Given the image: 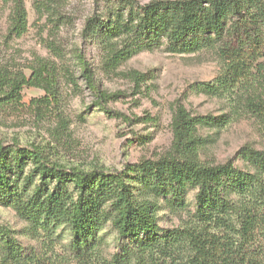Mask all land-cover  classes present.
<instances>
[{
  "label": "trees",
  "instance_id": "obj_1",
  "mask_svg": "<svg viewBox=\"0 0 264 264\" xmlns=\"http://www.w3.org/2000/svg\"><path fill=\"white\" fill-rule=\"evenodd\" d=\"M10 1L7 37L20 38L27 30L24 2ZM84 31L106 47L109 71L161 46L174 54L212 49L220 71L194 88L226 101L228 114L192 116L177 108L171 152L119 171L66 167L34 145L0 146V206L15 211L27 235L59 249L69 264H264V152L241 148L242 168L198 158L201 129L224 128L242 115L264 123V0H119L104 16L87 19ZM128 77L146 81L133 71ZM85 80L99 111L132 124L107 108L114 95L100 92L90 75ZM53 83L40 88L55 98ZM22 87L13 83L6 99L19 101ZM163 210L187 219L161 231ZM106 229L128 240L115 253H106ZM45 258L0 226V264H44Z\"/></svg>",
  "mask_w": 264,
  "mask_h": 264
},
{
  "label": "rangeland",
  "instance_id": "obj_2",
  "mask_svg": "<svg viewBox=\"0 0 264 264\" xmlns=\"http://www.w3.org/2000/svg\"><path fill=\"white\" fill-rule=\"evenodd\" d=\"M117 1L23 0L27 30L15 38L7 37L12 3L0 0V146L34 145L66 167L119 171L125 164L156 161L171 152V123L177 108L192 116L228 114L226 101L194 88L220 71L212 49L174 54L161 46L108 70L106 47L84 28L87 19L104 16ZM130 1L145 5L153 0ZM132 71L145 75L146 81L130 80ZM85 74L100 92L114 95L107 108L131 119V125L95 107L96 97L87 87ZM50 81L55 98L40 88H48ZM13 83H23L19 101L6 99ZM199 137L198 158L205 165L230 161L242 168L237 156L241 148L264 152V123L251 115H242L224 128L201 129ZM193 195L187 197L191 210ZM157 216L161 231L177 228L187 219L185 213L167 210ZM0 226L12 231L22 247L46 257L44 264H69L59 249H45L40 240L27 235L26 224L11 208L0 206ZM105 233L108 254L128 241L115 238L107 229Z\"/></svg>",
  "mask_w": 264,
  "mask_h": 264
}]
</instances>
